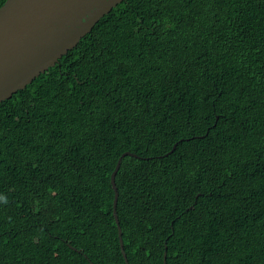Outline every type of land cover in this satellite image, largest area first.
Returning <instances> with one entry per match:
<instances>
[{
	"label": "trees",
	"instance_id": "trees-1",
	"mask_svg": "<svg viewBox=\"0 0 264 264\" xmlns=\"http://www.w3.org/2000/svg\"><path fill=\"white\" fill-rule=\"evenodd\" d=\"M126 152L130 264H264V0H123L0 103V264H126Z\"/></svg>",
	"mask_w": 264,
	"mask_h": 264
},
{
	"label": "water",
	"instance_id": "water-1",
	"mask_svg": "<svg viewBox=\"0 0 264 264\" xmlns=\"http://www.w3.org/2000/svg\"><path fill=\"white\" fill-rule=\"evenodd\" d=\"M122 1L7 0L0 9V103L55 67ZM175 149L176 146L169 154ZM126 156L137 157L130 152L124 153L111 176V183L115 192L114 217L121 251L126 264H130L117 214L116 176ZM164 264H167V252Z\"/></svg>",
	"mask_w": 264,
	"mask_h": 264
}]
</instances>
